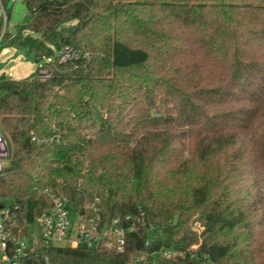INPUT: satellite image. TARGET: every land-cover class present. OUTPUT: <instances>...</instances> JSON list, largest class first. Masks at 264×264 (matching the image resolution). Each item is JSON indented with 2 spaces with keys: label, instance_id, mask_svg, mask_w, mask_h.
Wrapping results in <instances>:
<instances>
[{
  "label": "trees",
  "instance_id": "16d2710c",
  "mask_svg": "<svg viewBox=\"0 0 264 264\" xmlns=\"http://www.w3.org/2000/svg\"><path fill=\"white\" fill-rule=\"evenodd\" d=\"M25 3L0 52L55 67L0 74L13 233L59 181L77 209L97 198L103 222L135 226L122 253L40 244L25 264H264V0ZM65 47L90 58L60 63Z\"/></svg>",
  "mask_w": 264,
  "mask_h": 264
},
{
  "label": "built area",
  "instance_id": "2783aa9c",
  "mask_svg": "<svg viewBox=\"0 0 264 264\" xmlns=\"http://www.w3.org/2000/svg\"><path fill=\"white\" fill-rule=\"evenodd\" d=\"M26 1L28 0H12L13 4ZM5 2L6 0H0V47L5 35L15 34L12 30L14 25L7 7L8 3ZM56 56L60 63L73 64L80 58L86 60L90 58L88 53H82L72 47H65ZM46 62L53 63L54 59H48ZM54 67V65L48 68L44 65L40 66L38 72L40 78L50 79ZM52 131L57 132L56 128H52ZM56 138H58L57 134L51 140H56ZM32 141L40 142V139L33 136ZM9 155L8 142L0 124V173L6 166L5 162L8 163ZM45 194L51 202L50 206L45 208L36 219L28 235L22 237L15 236L13 233L15 223L11 216V205L0 199V264H25L29 254L34 252L40 244L49 247L77 248L83 246L116 253L124 252L127 234L133 232L135 226L125 227L121 219L103 222L98 210L99 199L95 198L93 202H85L81 209H77L66 195L60 181L57 187L46 188ZM20 233L22 234L21 230H19ZM161 255L169 259L173 253L164 250ZM44 261L45 264H55L46 257Z\"/></svg>",
  "mask_w": 264,
  "mask_h": 264
},
{
  "label": "rangeland",
  "instance_id": "374dc122",
  "mask_svg": "<svg viewBox=\"0 0 264 264\" xmlns=\"http://www.w3.org/2000/svg\"><path fill=\"white\" fill-rule=\"evenodd\" d=\"M7 7L11 11V21L14 25L12 30L14 32H17L21 26L28 24L30 17L25 2L13 4L12 0H10ZM46 63L45 60L36 62L25 51H18L14 48L4 49L0 52V74H5L9 79L15 81L24 80L32 76L40 66ZM5 165H7L6 162ZM256 197L257 203L255 207L262 214L264 213V190L261 187L258 188ZM35 230L37 231L36 227Z\"/></svg>",
  "mask_w": 264,
  "mask_h": 264
},
{
  "label": "water",
  "instance_id": "95a60500",
  "mask_svg": "<svg viewBox=\"0 0 264 264\" xmlns=\"http://www.w3.org/2000/svg\"><path fill=\"white\" fill-rule=\"evenodd\" d=\"M165 247H166V248L170 247V241H169V240L166 241Z\"/></svg>",
  "mask_w": 264,
  "mask_h": 264
}]
</instances>
